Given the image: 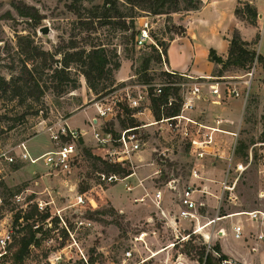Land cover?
<instances>
[{
  "label": "rangeland",
  "instance_id": "1",
  "mask_svg": "<svg viewBox=\"0 0 264 264\" xmlns=\"http://www.w3.org/2000/svg\"><path fill=\"white\" fill-rule=\"evenodd\" d=\"M103 2L0 0V230H13L15 254L26 248L22 264L28 261L50 264L48 258L56 254L62 256L58 264H87L86 260L91 264H174L181 253L186 264H204L200 258L207 249L202 233L224 227L230 232L233 223H240L245 226L249 241L254 238L255 232L264 230V218L253 222L246 215L248 211H264V97L250 91L248 83V87L238 84L242 88L240 118L245 120V124L240 134L232 139H213L212 148H207L210 153L202 159H197L192 152L190 137L204 138V128L192 123L188 125L183 120L180 128L174 130L166 124L163 129H159L160 125L147 127V144L140 151L142 153L137 152L126 164L109 162L105 158V150L98 147L94 139L88 138L92 132L90 119L98 117L93 103L105 96L110 100H121L117 117L107 123L103 119L100 121L113 130L128 126L126 94L138 93L141 89L138 86L143 83L160 84L173 79L167 75L165 59L161 56L160 61L154 58L150 62L147 69L150 80L146 82L143 71L145 58L157 52L151 48H136L132 41L133 31L136 34L142 17L148 15L155 41L160 45L163 43L161 48L167 50L171 40L185 31V27L174 19L188 10L172 13L171 16L140 11L134 29L129 19L127 25L130 27L125 29L122 19H116L115 23L88 19L91 16L89 9ZM121 2L120 8L125 11ZM241 3L238 6L241 9L247 3L256 6V0H241ZM44 26L49 27V33L41 31ZM260 36L261 42L251 46L257 55L254 62L261 55L259 46L264 51V18ZM201 37L204 42L221 40V35L213 30H208ZM90 44H103L112 51L108 53L111 57L116 55L113 62L129 61L130 69L127 65L122 69V75L128 70L126 81L117 80L118 69L101 81V85L109 86L105 90H109L107 94L101 95L105 91L97 94L90 89L82 67L76 62L67 69L70 70L68 79L60 80L54 73L67 52L89 49ZM41 51L45 53L39 56ZM253 66L246 72H252ZM255 66L254 74L248 75V82L251 78L256 84L263 79L264 58L257 60ZM220 68L223 69L222 64ZM226 71L236 75L244 70L231 66ZM113 80L115 85H111ZM210 80L221 81L223 93H230L228 87L233 84L228 79ZM35 81L40 85L34 87L31 93L29 84ZM247 92L246 100L244 95ZM173 97L178 103L183 98L179 91ZM196 98V102L193 100L196 104L194 109L203 107L200 97ZM185 114L194 115L193 112ZM148 116V120L145 115L135 117L136 123L157 119L153 112ZM65 122L73 128L89 130V135L82 140L79 159L71 172H52L40 161L33 164L6 159L4 153L16 155L17 145L22 141L27 142L34 157L52 149L49 129ZM187 126L190 137L184 134ZM139 154L144 155L143 158ZM105 163L120 164L132 173L137 171L147 184L146 188L136 176L129 178L124 173H117L121 178L119 181L102 182L99 173L105 172ZM194 168L202 172L211 170L203 174L204 180L210 182L209 195L198 193L200 201L205 203L199 208L202 214L200 225L205 226L217 215L234 213L232 215L238 216L223 217L206 226L202 233H192L193 224L183 221L178 224L181 233H191L182 241V236H177V232L156 215L150 196L161 189L165 207L176 214L175 202L185 186L194 184L199 189L203 188L193 180ZM228 170L229 184L234 189L232 195L230 191H225L218 211V196L222 194V181L227 177ZM140 192L143 194L136 196ZM147 193L150 195L145 201L136 200ZM16 195L21 198L17 199ZM79 195H83L84 203H78ZM42 201L47 202L43 210L38 204ZM28 215L30 218H26ZM17 216H21L18 221ZM151 216L154 222L148 221ZM249 223L252 225L248 226ZM37 225L39 227H35ZM143 231L148 234L144 239H138ZM217 238L212 240L213 247L219 244ZM172 243H175L174 247L170 246ZM128 250L132 251L131 257L126 256Z\"/></svg>",
  "mask_w": 264,
  "mask_h": 264
},
{
  "label": "built area",
  "instance_id": "2",
  "mask_svg": "<svg viewBox=\"0 0 264 264\" xmlns=\"http://www.w3.org/2000/svg\"><path fill=\"white\" fill-rule=\"evenodd\" d=\"M250 1V0H248ZM251 2V1H250ZM152 24L149 20V16H143L142 21L137 28V34L135 37V46L138 49H145L151 48L153 45L158 49L161 56L166 62V54L163 52L161 45H159L153 35H152ZM254 62V66L252 72L249 71V75H253L255 71V65L257 64ZM252 68V67H251ZM167 73L173 78L172 80L168 81L167 83H160V84H151V83H143L138 87H141L140 91L136 94L127 93L124 100L128 103V106L135 110V113L132 116L137 117V115L144 113L147 110L151 109V97H150V89L153 88V95L160 96L163 93L165 87L171 88H178V91L182 93L183 98H181L180 104V112L174 116H165L163 115L161 119H156L153 121H142L135 126H125L121 127L119 130H113L107 128L103 122L100 120L103 119L106 123L110 120H114L118 115L119 104L121 100L115 99L110 100L108 96L101 97L96 100L93 105L96 108L98 113V117H94L90 119L92 123V132L91 136L88 138H92L95 140L96 145L100 147L102 150H105V158L112 163H120L126 164L132 160L133 156L137 154V152L141 151L145 145L147 144L146 139V129L147 127L153 125H160L159 129H163L165 124L169 129H178L180 128L182 121L185 120L186 123L199 125L196 121L191 119L185 113L192 111L195 108V103L192 99L193 96L200 97L202 93V88L205 85V82L202 81L203 78H195V81H187L185 80L187 75L184 73H179L173 69H170L166 66ZM251 72V73H250ZM168 75V76H169ZM204 79H213V78H204ZM251 78L250 81L251 82ZM248 82V83H249ZM221 81H214L209 83V87L214 94L221 96ZM145 90H143V89ZM228 91L230 94L239 96L240 93L235 87H228ZM249 92L244 95L245 99H248ZM175 101L173 95L169 97L168 106L172 105ZM152 123H155L151 125ZM200 126V125H199ZM50 141L53 144V148L50 150L45 151L41 155L33 156L28 148L27 142L22 141L17 145L18 153L14 154H7L4 153L6 159L9 162H17L18 160L22 161H29L33 164L37 162H43V164L48 167V169L52 172H64L69 173L72 171L73 167L76 165L77 160L79 159L82 140L85 139L89 135V130L87 129H77L70 126L68 122L64 124H55L50 127ZM185 136L190 137L189 127L185 128L184 132ZM87 135V136H86ZM213 141L212 135H205L204 138H200L197 136L190 137L191 148L192 152L194 151V155L197 159H202L208 153H210L207 148L210 147V144ZM134 174V173H132ZM131 174V175H132ZM230 171H227V177L225 180L222 181V194L218 196L219 206L218 211H220L221 202L223 199V194L225 191H230V195H232V190L234 187L229 184L228 176ZM130 176V175H129ZM128 176V177H129ZM193 176L199 177V172L196 168L193 170ZM128 177H125L128 178ZM99 179L105 183H113L116 181L121 180V178L115 174H107L105 172L99 173ZM142 184V180H140ZM172 182L170 181L169 184ZM131 189V187H128ZM207 194L209 195V191L206 187L199 189L194 184L185 186L184 189L179 194L177 201L175 202L177 210L176 214H172L164 204V196L163 191L161 189L156 190V192L150 196V200L155 208L156 215L159 217L161 221L167 227L172 228L175 232H177V236H182V241L187 239L190 233H202L199 228L200 217L202 214L199 211L200 206H204L205 203L200 201V194ZM149 193L145 194L141 198H137L138 201H145L147 197H149ZM17 199H20L21 196L16 195ZM232 198V196H230ZM78 203H84L83 195H79ZM92 203V202H90ZM39 208L43 210L47 202H40ZM92 205H94L92 203ZM234 214V213H232ZM232 214H227L224 216L217 215L215 219L209 220L206 226L211 225L216 220H220L221 218L225 217H232ZM246 215L250 217L252 221H257L259 219L264 218V211L262 210H253L246 212ZM186 220L193 224V230L188 232L187 234H182L180 228L178 226L180 220ZM148 221H155L154 217L151 216L148 218ZM39 227V225L35 226ZM233 236L236 239H243L244 238V226L242 224H234L232 226ZM146 231H143L138 239H144L143 237L147 235ZM227 231L225 228H219L214 232L210 233H202L206 241V253L214 252L217 257H220V253L215 251L214 247L212 246V240L214 239V235L217 237L225 236ZM256 239L258 241L264 242V233L260 232L257 234ZM170 246H175V243H172ZM15 249V239L13 235V230L11 228H5L0 230V264H15L13 262V254ZM257 247L254 245L251 247V251H256ZM127 257L132 256V251L128 250L126 252ZM62 256L60 254H56L55 256L48 258L50 264H58L61 260ZM87 264H91L86 260ZM24 264H37L34 261H28ZM174 264H186L184 262L183 253L177 255V261ZM219 264H248L243 261L226 258L220 260Z\"/></svg>",
  "mask_w": 264,
  "mask_h": 264
},
{
  "label": "crops",
  "instance_id": "3",
  "mask_svg": "<svg viewBox=\"0 0 264 264\" xmlns=\"http://www.w3.org/2000/svg\"><path fill=\"white\" fill-rule=\"evenodd\" d=\"M241 4V0H202L201 6L198 9L178 14L174 20L178 24L183 25L185 31L182 35H177L171 40L167 49L165 65L170 69L187 75L188 77H186L185 80L194 81L193 79L200 77L228 79L227 81L232 83L233 87L239 91V96L227 92L224 94L221 86V96H218L207 86L212 81L210 79L202 80L205 82V87L203 86L202 93L200 94L203 107L189 111L193 112L194 115L188 116L196 121L201 129L204 128V135L210 134L213 136V139L216 137L232 139L240 134V129L245 124V120L243 121V118H240L242 88H239V86H237L238 84L241 87L244 85H247L248 87L249 84L250 91L260 93V95L264 97V69L261 76L263 79L259 83L255 84L254 80L248 83V71L246 72V70H244L236 75L227 74L226 70H223L222 68L218 69L220 64L215 62L210 56V52L213 49L218 56H221L224 59L227 58L230 38L232 32L236 29L240 32L242 38L247 41H253L258 34L261 35V26L264 18V0H256V7L259 11L257 25L250 24L236 15V8ZM208 30H213L216 34H220L221 40L216 43L214 41L204 42L201 35L205 34ZM259 42H261V38ZM259 47V54L264 58V51L261 49V46ZM123 60L124 61H122L121 66L116 73L118 81H126L129 78L128 70L127 73L122 75L124 65H127V68L130 69L129 61H126L125 59ZM192 99L195 102L198 100L195 96H193ZM150 113L152 114L150 110H147L144 113L137 115V117L145 115V117H147L145 119L148 120V114ZM209 148H212V146ZM139 156L143 158L144 155L139 154ZM205 171L206 170L203 172L200 171L199 177H193V180L201 184L202 187L208 189L210 182L206 179L204 180L203 174ZM210 171L211 170L207 169L206 172L208 173ZM133 176H136L139 181L142 180L143 188H146L145 185L147 184L144 183V180L141 179V176L137 171L130 175V177ZM143 193H137L136 196H140ZM234 216L238 215H233L232 217ZM183 221L187 222L182 219L179 223H182ZM217 221L219 220H216L215 222ZM234 224L240 223H233V225ZM251 225L252 224L250 223L248 224V226ZM260 232L264 233V230L262 229L261 231L255 232L254 238L248 241L245 235V226L243 239H236L233 236L231 228V231H227L225 236H219L217 239L222 253L225 254L227 258L243 261L248 264H264V242L256 239L257 234ZM214 238H216V235H214ZM254 245L257 247V250L253 252L251 251V247Z\"/></svg>",
  "mask_w": 264,
  "mask_h": 264
},
{
  "label": "trees",
  "instance_id": "4",
  "mask_svg": "<svg viewBox=\"0 0 264 264\" xmlns=\"http://www.w3.org/2000/svg\"><path fill=\"white\" fill-rule=\"evenodd\" d=\"M120 2L122 5H125V11L120 8ZM200 4L201 0H104L102 4L89 9L91 16H89L88 19H98L100 23H115L116 19H122L123 27L125 29H128L130 27L127 25V21L129 19V23L134 29L135 19L140 16V11L151 15L165 14L167 16H171L172 13L180 12L182 10L189 11L198 9L200 7ZM236 15L242 20L249 22L250 24L257 25L258 9L256 6H252L247 3L244 9L237 7ZM79 17H81L80 13ZM124 25H127L128 27H125ZM136 34L135 31H133V42H135ZM260 37V34H258L255 40L247 41L242 38L240 32L236 29L232 32V36L230 38V46L227 58L224 59L221 56H218L216 54V51L213 49L210 52V56L215 62L223 65V70H230L231 66H235L239 70H248L249 68H251L255 57L257 56L256 51L252 49L251 46L254 45V43H257V41L260 40ZM151 49L157 52V54H150L145 58L143 71L146 76V82L150 80V78L148 77L147 69L152 59L155 58L159 61L161 60V54L158 49L154 45L151 47ZM166 51V48H163V52L165 54ZM108 52L113 53L112 51H109L105 46H103V44H90L89 49L80 48L72 52H67L64 55L62 61H59L61 63V66L55 67L54 73L59 76L60 80L68 79L70 76V70L67 69L73 62H76L82 67L83 74L87 79L90 89L97 94L101 93L109 87L104 84L101 85V81L104 79V77L112 76L113 71L115 69H119L121 66V63L119 61H112V59H114V56L116 55L114 54L113 57H111ZM44 53V51L39 52V56ZM260 58H263V56H258V61H260ZM110 64H112V66H109ZM39 85L40 84L37 81H35L34 84H29L31 93L34 92L33 88ZM111 85H115L114 80ZM108 91L109 90L102 92L101 95L107 94ZM171 95L177 96L178 88L165 87L163 93L160 96L153 95V88L150 89L151 109L157 119H161L163 115L174 116L180 112L181 104L177 101H175L170 106L167 105L169 102V97ZM125 111L129 115V125H137L138 123H136V118L132 116L134 110L125 106ZM262 119L264 133V116L262 117ZM105 166V173L107 174L124 173L125 176H129L132 173V171H127L126 168L122 167L120 164L105 163ZM20 218L21 216H17L16 221H18V219ZM26 218H30V216L28 215L26 216ZM214 249L215 251L220 253V257L215 258L211 252H209L207 255L206 253H202L200 258L202 263L204 262V264H219L220 260L227 258V256L222 253L219 244L215 245ZM25 254L26 248H22L18 254L14 253L13 262L15 264H22L23 255Z\"/></svg>",
  "mask_w": 264,
  "mask_h": 264
},
{
  "label": "water",
  "instance_id": "5",
  "mask_svg": "<svg viewBox=\"0 0 264 264\" xmlns=\"http://www.w3.org/2000/svg\"><path fill=\"white\" fill-rule=\"evenodd\" d=\"M49 30L50 29H49L48 26H44V27L41 28V31L44 32V33H46V34L49 33Z\"/></svg>",
  "mask_w": 264,
  "mask_h": 264
},
{
  "label": "bare ground",
  "instance_id": "6",
  "mask_svg": "<svg viewBox=\"0 0 264 264\" xmlns=\"http://www.w3.org/2000/svg\"><path fill=\"white\" fill-rule=\"evenodd\" d=\"M153 124H155V123H152L151 125H153ZM129 177H130V176H129ZM221 219H222V218H221ZM199 225H200V224H199ZM205 227H206V225H205V226L200 225L199 228H198V230L202 231Z\"/></svg>",
  "mask_w": 264,
  "mask_h": 264
}]
</instances>
